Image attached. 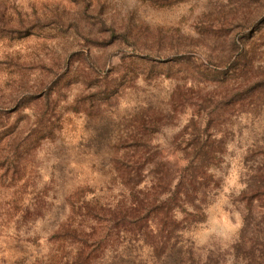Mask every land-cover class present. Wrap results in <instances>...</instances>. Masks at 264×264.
I'll return each mask as SVG.
<instances>
[{"label": "rangeland", "instance_id": "374dc122", "mask_svg": "<svg viewBox=\"0 0 264 264\" xmlns=\"http://www.w3.org/2000/svg\"><path fill=\"white\" fill-rule=\"evenodd\" d=\"M1 15L15 30L0 31V264H71L76 244L62 227L81 220L85 202L114 207L128 195L110 160L126 119L150 105L172 113L174 94L184 107L159 122L151 145L184 166L194 119L201 132L213 123L205 134L227 148L207 220L188 235L196 257L246 264L233 247L247 212L241 195L263 159L264 90L247 85L264 77V0H0ZM242 52L249 81L234 93ZM220 86L236 97L221 104ZM15 136L24 152L6 161ZM123 247L97 264H123Z\"/></svg>", "mask_w": 264, "mask_h": 264}, {"label": "trees", "instance_id": "16d2710c", "mask_svg": "<svg viewBox=\"0 0 264 264\" xmlns=\"http://www.w3.org/2000/svg\"><path fill=\"white\" fill-rule=\"evenodd\" d=\"M2 29L8 32L15 30L12 21L5 15L0 16V31ZM25 30L28 32L30 27ZM116 36L115 30H111L110 38ZM120 36L127 39L125 35ZM240 45L236 40L234 47L239 49ZM242 54L244 57L237 60L240 62L238 69L233 67L234 76L238 75L234 93L242 92L241 89L249 81V64L242 62L248 54ZM259 80L248 84V89L258 84L264 90V77ZM98 90L90 95V100L98 101L103 93ZM216 92L223 97L221 104L236 97L233 94L228 98L222 86L213 91ZM51 95L46 90L41 96L45 105H50ZM170 104L172 113L178 110V104L184 107L177 102L175 94ZM94 108L93 102L88 107H82L89 116L93 115ZM154 110L151 105L138 108L130 119H126L120 143L113 147L115 155L110 160L128 195L114 207L104 206L98 200L85 202L79 208L81 220L77 222V218H72L68 226L62 227L60 234H69L76 244L71 264H97L100 255L108 248L123 246L119 255L123 264H221V255L214 251L198 259L188 235L207 220L206 207L211 203V192L218 185L213 170L224 162L227 148L217 136L205 134L213 123L208 122L205 131L201 132V127L193 119L190 126L198 137L180 149L185 165L167 160L156 146L151 145L149 138L161 126L159 122L172 113L154 114ZM103 131L97 137L100 141L109 137L108 129ZM16 138L3 149L8 155L6 161L22 157L24 151ZM253 172L247 189L241 195L247 212L233 247V256L246 264H264V151L263 159ZM255 202L260 205L255 206ZM256 207H259L258 210ZM144 249L151 252L150 257H144Z\"/></svg>", "mask_w": 264, "mask_h": 264}]
</instances>
